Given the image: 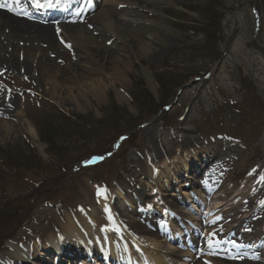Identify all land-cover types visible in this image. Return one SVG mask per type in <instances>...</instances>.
Here are the masks:
<instances>
[{
    "label": "rangeland",
    "instance_id": "1",
    "mask_svg": "<svg viewBox=\"0 0 264 264\" xmlns=\"http://www.w3.org/2000/svg\"><path fill=\"white\" fill-rule=\"evenodd\" d=\"M110 1L98 0L72 25L96 37L93 27L105 29L98 18L104 12L114 29L150 24L146 34L80 49L54 41L28 51L26 74L0 66V259L10 242L24 247L40 240L27 236L59 223L65 208L96 207L101 188L111 192L131 231L138 223L147 230L165 224L174 242L167 245L161 234L155 244L162 252H182L190 264H264V239L256 232L239 251L184 246L204 238L206 224L213 230L245 218L258 230L264 221V0ZM40 60L49 61L50 81L40 75ZM199 145L210 149L213 162L201 172L192 158L195 171L184 170L176 150L185 159ZM106 153L97 166L84 165ZM162 157L180 172L169 190L160 189L162 198L181 202L176 211L185 225L178 218L171 224L177 234L167 214L150 213V198L132 191ZM141 234L134 237L148 246Z\"/></svg>",
    "mask_w": 264,
    "mask_h": 264
},
{
    "label": "bare ground",
    "instance_id": "2",
    "mask_svg": "<svg viewBox=\"0 0 264 264\" xmlns=\"http://www.w3.org/2000/svg\"><path fill=\"white\" fill-rule=\"evenodd\" d=\"M12 1L18 4L15 0ZM101 1L105 4L111 3L110 0ZM60 4L61 6L63 5L62 3L58 5ZM92 8L95 9V6L93 5ZM6 12L7 10H0V66L10 71L16 70L22 72L23 74L29 73L31 69L30 63L26 60L30 54L28 52L29 50L36 51V49L41 47L48 48L53 45L54 41L59 44L60 47H62L60 43H63V45H70L71 47L79 49L85 46V43H95L97 45L105 43L113 44L119 39H137L140 35L146 34L147 30H149L148 28H150V24L136 25L133 23H124L122 26H118L114 29L109 26L110 24L107 22L108 17L106 13L100 12L98 18L101 19V23L105 29L102 30L97 28V30H95L96 27H93V32L97 31L98 33L97 36L94 37L90 31L78 30V26H73L69 21L57 24L56 29L54 24L26 21L22 20L21 17H13ZM54 30L57 31L56 37L53 35ZM80 45L82 46L80 47ZM145 52H148L147 48ZM85 55H87V53ZM109 58H111V56ZM33 61L32 63L34 64ZM47 62L49 61L40 60L39 67L41 69L38 68L41 70L40 75L46 79L45 82H47V80L50 81L48 78L49 73L46 72L47 69H45V66H49ZM114 74L116 75V73ZM51 82L54 83V79H52ZM98 84V86H100V83ZM18 115L19 114L16 113L14 116L19 120ZM19 123V126L24 127L25 132H27L32 139H35V134L31 126L28 125L25 127L24 121L21 119ZM198 153H200L201 159L197 155ZM207 153H209V151L204 149L202 151V147L199 151L192 149L186 152L185 159H181L179 157L180 151L176 150L174 160L179 161L184 170L188 168V171H191L195 166H193L191 162L189 163L187 159L196 158L198 162H201V164L205 166L204 169H206V167L209 168L214 160V158L208 160L206 158V160L203 161ZM160 161L161 167L148 168L150 178L142 175L143 178L139 180L136 179L132 191L138 198L145 196L150 198V204L152 205H150V213H156L154 214L155 216L158 214L156 209L163 211L165 215L170 213V220L167 215L166 220L168 219V223L175 231L177 229L171 225L173 224L171 219L176 220L177 217L180 216L176 214L175 210L177 198L163 199V196L160 195V189H164L165 191L169 190V188H171V180L174 179L176 181L175 177L180 172L178 168H176L177 165L175 161L169 162V160L164 158ZM154 173H156L155 176H157L158 181L161 182L159 186L153 181L155 180L153 178ZM160 177H162L163 180H161ZM193 183H195V181H193ZM181 186H188V184L186 182L185 185ZM95 192L98 199V205L96 207L90 206V208H88L83 205H76L65 208V210L60 213L61 218L59 223H52L49 228H45V230L39 231L38 233L30 232L27 236L28 238L38 236L35 240L40 238L43 240L34 241L31 245L25 247L15 245L11 242L8 243V255L0 259V264H24L26 262L30 264H40L39 259L41 258L53 262L57 260L59 262L58 264H76L74 259L72 260V258H69V260H65L63 256L72 255L71 252L78 254L81 246L86 247L85 250H81L82 254H80L86 256V259L81 260L80 263L82 264H87L88 258L94 259L97 256H102L104 262L107 259L106 257H109L108 259L111 260L110 262L112 264H117L118 262V264H190L188 263V257L183 255L182 252L168 254L167 251L162 252L161 249H158L155 243L159 239L160 231L157 229L147 230L144 228V225L138 223L134 229L140 231L142 235L147 237L148 242H146V244L148 246L140 243L142 240L138 241L134 237L136 231L129 230L128 225L121 222V216L114 208L112 202V194L101 188H95ZM153 204L156 206L155 208H153ZM99 213L102 215V218L96 222V214ZM50 218L52 217L50 216ZM244 219H234L231 222L219 225L214 230L210 229L209 225L206 224L207 229L204 232V238L198 239L193 237V240H190V242L194 245L197 252L210 250L213 252L222 251V248L226 250L228 246H232L229 243L228 245L225 244V241L231 238H235L240 244H243L246 242L247 237L254 232L257 233V236L262 235L264 239V221L260 228L256 230L253 225L251 226L246 223ZM154 230L157 232H153ZM179 230H177V232H180ZM170 240L168 239L166 244H169ZM68 246H73L74 249L70 248L72 250H65L66 252L64 253V249H67ZM57 256H59V258H57ZM250 264L257 263L253 261Z\"/></svg>",
    "mask_w": 264,
    "mask_h": 264
},
{
    "label": "trees",
    "instance_id": "3",
    "mask_svg": "<svg viewBox=\"0 0 264 264\" xmlns=\"http://www.w3.org/2000/svg\"><path fill=\"white\" fill-rule=\"evenodd\" d=\"M48 132V131H47ZM40 136V138H43V140H51V136L52 135H49V134H47V135H44V134H40L39 135Z\"/></svg>",
    "mask_w": 264,
    "mask_h": 264
},
{
    "label": "snow or ice",
    "instance_id": "4",
    "mask_svg": "<svg viewBox=\"0 0 264 264\" xmlns=\"http://www.w3.org/2000/svg\"><path fill=\"white\" fill-rule=\"evenodd\" d=\"M3 7H6L5 4H0V8H3ZM9 11H11L12 9L11 8H8ZM70 46V45H69ZM242 258V257H241Z\"/></svg>",
    "mask_w": 264,
    "mask_h": 264
}]
</instances>
